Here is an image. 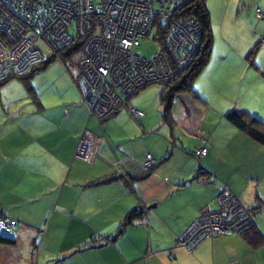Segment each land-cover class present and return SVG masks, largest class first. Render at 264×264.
<instances>
[{
  "label": "crops",
  "instance_id": "obj_1",
  "mask_svg": "<svg viewBox=\"0 0 264 264\" xmlns=\"http://www.w3.org/2000/svg\"><path fill=\"white\" fill-rule=\"evenodd\" d=\"M213 45L193 82L197 96L176 94L169 122L161 83L103 120L65 70L31 94L17 79V100L2 101L12 78L0 85V215L18 223V238L0 242V264H264V146L225 117L237 109L264 121V69L228 67ZM131 107L142 115L132 116ZM84 130L95 143L89 160L75 156ZM203 146L206 155L195 158ZM147 153L156 164L145 175ZM224 184L254 211L250 232L262 243L252 246L246 233L209 237L193 249L177 245L215 208ZM135 208L142 216L106 241ZM85 244L94 247L67 256Z\"/></svg>",
  "mask_w": 264,
  "mask_h": 264
},
{
  "label": "built area",
  "instance_id": "obj_2",
  "mask_svg": "<svg viewBox=\"0 0 264 264\" xmlns=\"http://www.w3.org/2000/svg\"><path fill=\"white\" fill-rule=\"evenodd\" d=\"M187 2L0 0V82L23 75L74 39L82 40L75 81L89 112L106 119L140 89L170 79L191 62L202 30L197 19L180 11ZM157 24L163 31L160 40L151 38L158 49L151 58L137 54L140 40L149 39ZM73 26L75 34L69 32ZM37 40L47 43L50 55L35 45ZM129 112L134 117L142 115L132 107ZM94 146L90 133L84 130L75 156L91 159ZM206 153L203 146L195 149L193 156L201 158ZM155 164L147 153L144 170ZM216 202L217 210L203 212L178 238L177 245L193 249L212 235L240 233L251 226L253 212L228 187L216 196ZM4 233L12 239L17 236L16 221L6 215L0 217V236Z\"/></svg>",
  "mask_w": 264,
  "mask_h": 264
},
{
  "label": "trees",
  "instance_id": "obj_3",
  "mask_svg": "<svg viewBox=\"0 0 264 264\" xmlns=\"http://www.w3.org/2000/svg\"><path fill=\"white\" fill-rule=\"evenodd\" d=\"M180 11L188 15H191L193 18L197 19L202 26V33L199 37L200 45L198 48V53L196 57L191 61V63L183 70H176L174 75L170 79L160 82L161 84H163V89L161 90V94H160V104L162 105V108H163V118L167 122L170 121L172 100L176 94L181 93V92H190L193 94V96L195 95L197 96V93L195 92L193 88V82L195 81V79L199 76L201 71L207 65L210 55H211V48L213 44V34L211 30L209 11L206 6V0H193L189 6L186 5L182 7ZM162 32L163 31L159 29V26L157 24L153 30V33L149 37V39L154 38L155 40L159 41ZM142 40H140V45H141ZM82 43H83L82 40L80 41L78 39H74L72 43L69 44L67 47L59 49L45 61L31 67L28 72L20 76H10L9 78L15 77L16 79H18L24 85L27 92L31 94L33 92V88L31 85V78L37 72L45 69L50 62H52L56 58H59L68 68L69 72L73 70L71 74H72V77L76 80L77 73H78V70L76 67V59L80 55V51L82 49ZM249 60H251V57L249 58ZM5 81L0 82V85L3 84ZM225 117L231 124H233L239 130L244 132L252 140L264 146V121L260 117L251 115L248 112L237 110V109H232L228 111L225 114ZM152 169L153 167L148 170H145L146 171L145 175L149 174ZM225 187H228V185L227 184L222 185V188L220 189L218 194ZM237 198L239 199V197ZM215 204H216L215 208L205 210L204 212H210V211L217 210V202ZM251 212H253L254 214L253 210H251ZM2 216H5V215L1 214L0 217ZM141 216H142V211L140 208L133 209V211H131L126 217H124L116 233L112 235L110 239H106V241L108 240L115 241L118 235L122 233L127 226L132 225L134 220L139 219ZM252 228H253V220H252L251 226L247 230H244L240 233L234 232V233H226V234H246L247 233L249 235L251 233V235L247 236L248 242L252 246H258L262 243L263 238L258 232H250ZM226 234H222V235H226ZM214 236H221V235H212L211 237H214ZM17 238H18V223H17V236L14 239H12L10 234L4 233V235L0 236V242L10 243L12 241H15ZM94 238L96 237H94L93 235V237H91V242H92L91 244H93L95 240ZM100 243L102 244L103 242H100ZM91 247H94V246L90 244L78 246L74 250H72L67 256H70L74 253H77L79 251H82L84 249H88Z\"/></svg>",
  "mask_w": 264,
  "mask_h": 264
},
{
  "label": "rangeland",
  "instance_id": "obj_4",
  "mask_svg": "<svg viewBox=\"0 0 264 264\" xmlns=\"http://www.w3.org/2000/svg\"><path fill=\"white\" fill-rule=\"evenodd\" d=\"M93 1L98 3L100 0ZM192 1L188 0L185 5L189 6ZM206 6L210 16L214 54H218V57H228V63H230L228 67L234 69L241 70L245 64L246 68L253 69L259 66L261 69H264V0H206ZM69 32L75 34L74 26ZM35 45L46 55H50L52 52L44 40H37ZM157 49L158 45L155 41L144 39L136 52L137 54L151 58ZM197 53L198 50L192 55V60L196 57ZM250 57L251 60H249ZM64 70L72 76L73 70L69 72L62 60L56 58L45 69L37 72L31 78V85L35 86V88H39L40 86L42 89L47 85V81L50 78L61 75ZM7 79L9 77L5 80ZM16 84H19V82L13 77L2 86L5 89V94L2 97L3 102L9 97L17 100L19 95L15 91L14 86ZM157 86H161V84L152 83L146 89L148 90ZM25 91L27 92L26 88Z\"/></svg>",
  "mask_w": 264,
  "mask_h": 264
}]
</instances>
